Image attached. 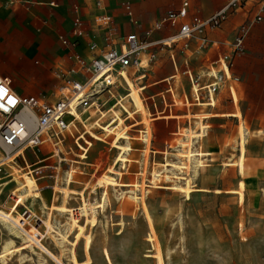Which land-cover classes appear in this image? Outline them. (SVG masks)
<instances>
[{
  "label": "rangeland",
  "instance_id": "obj_1",
  "mask_svg": "<svg viewBox=\"0 0 264 264\" xmlns=\"http://www.w3.org/2000/svg\"><path fill=\"white\" fill-rule=\"evenodd\" d=\"M244 22L214 28L221 55L215 52L211 41H208L206 47L211 60L209 63L200 57L203 54L199 50L194 53L188 51L192 48L193 51L197 50L192 43L193 39L175 49V60L184 59L181 62L183 64L178 65L180 62L175 61L178 73L162 80L175 79L171 84L180 87V95L178 89L171 87L175 103L171 112L168 108L162 112L164 104L160 96L148 98L167 87L166 82H161L147 88L146 84L161 78L162 72L152 74L146 81L142 80L143 102L138 92L134 98L139 108L127 103L123 105L129 108L131 114L136 113L125 122V133L132 147L125 163L122 158L128 137H114L116 130L106 132L104 125L114 113L102 114V129L93 126L90 130L86 122L90 124L99 117L94 110H90L80 117L86 127L80 128L81 134H84L76 142L80 148L69 137L63 143L62 152L75 162L70 163V166L61 165L55 183L52 178L35 179L25 170H17L14 180L0 193V208L9 211L12 202L8 199V193L12 190L17 196L16 181L29 183L38 197H31L25 202L29 209L19 205L16 211L22 215L25 213V228L34 226L39 230V233H33L37 240L35 248L43 254L48 264H61L56 260L69 264L68 252H63L64 255L61 253V247L56 245L52 237L54 233L46 227L53 221L54 227L61 230L63 226L58 224L66 222L67 216L58 213L57 208L63 201L62 192L66 183L63 170L67 168L70 169L68 172H76L68 186L72 198H66V210L78 211L85 200L90 204L95 202L97 210L92 224L78 220L76 234L69 237L72 246L69 255L71 264H264V135L258 133V130L264 132V23L260 20L250 25L244 40V52L239 54L234 50L235 37ZM139 40L146 41L144 45L150 43V37L147 38L145 34ZM159 47L162 48L161 45ZM172 47L174 44H171ZM149 51L140 54L142 61L147 59L146 53L152 54L153 49ZM187 56L190 57L184 62ZM219 58L224 59L232 74V80L226 83ZM165 62L168 73H172L171 59L167 58ZM192 66H199L200 69H192ZM156 67L158 63H155L153 69ZM187 68L191 70L193 78L212 69L218 72L222 81L213 87L218 102H202L207 100L203 98L192 104L199 106H191L186 111L182 105L184 96L194 92L189 76L183 73ZM147 71L146 76L153 73L151 68ZM199 71L202 73L199 74ZM146 76L142 74L140 78ZM207 79L201 78L197 83L203 85ZM212 79H209V83ZM202 92L205 96L206 89ZM120 94L124 93L120 91ZM42 96L43 100L54 101L58 94L53 91ZM165 99L168 104L172 103L169 93H165ZM144 107L153 120L150 126L139 125L136 121H143L146 113ZM241 113L245 116L244 120ZM89 115L91 118L88 121ZM118 127L117 134L122 132L121 122H118ZM184 129L192 133L186 143L187 162L182 165L178 163L180 153L177 141L182 138ZM244 129L251 133L247 144H244ZM203 130L207 131V136L199 139V146L195 144L200 153L198 157L206 162L199 175L194 176L188 156L194 137ZM145 131L147 138L144 137ZM243 148L244 153L241 152ZM52 150L50 145L28 149L25 159L28 164H36L52 154ZM84 150L87 151L85 155ZM74 154H79L81 158ZM56 160L52 157L46 159L45 163L53 164ZM166 162L171 163L168 168L173 171L172 174L162 168ZM16 164L19 167L25 165L22 157L16 160ZM172 164L175 165L174 169ZM6 169L7 172L12 171ZM156 170H162L160 172L163 175L162 180L158 179L154 181L157 184H154L153 174ZM165 173L169 179L164 178ZM44 185H51V188ZM177 185L183 190L180 191ZM116 188L124 192L133 190V197L137 201L126 198L119 201ZM92 189H96L95 192ZM105 191L111 201L106 212L101 207ZM42 203L46 204L47 209H42ZM1 223L0 243L13 238L21 253V256L16 252L9 254L7 263L38 264L37 255L27 249L20 238L12 237L8 228ZM22 255L27 256L23 263Z\"/></svg>",
  "mask_w": 264,
  "mask_h": 264
},
{
  "label": "built area",
  "instance_id": "obj_2",
  "mask_svg": "<svg viewBox=\"0 0 264 264\" xmlns=\"http://www.w3.org/2000/svg\"><path fill=\"white\" fill-rule=\"evenodd\" d=\"M249 1L258 0H223L222 5L209 19L201 20L196 14H193L188 22H181L189 17V1L183 0L176 12H169L161 22L147 30L145 36L150 37L154 30L160 28L163 21H168L170 26H175L180 21L177 34L182 35V40L177 42L182 45L194 38L193 43L196 44L201 54H205L207 52L206 45L208 41H211L209 38L210 31L220 27L231 14L243 8ZM96 5L100 6V1L97 0ZM67 9L73 13V39L61 37V43L66 49L68 60L73 64L69 71L80 73L82 79L73 80L68 74L62 72L60 76L63 82L56 88L58 97L54 101H48L17 94L11 87L10 79L0 76L1 157L9 156L19 149H24V154L19 157L24 160L25 172L35 179L52 178L54 183L57 181L61 165L70 166V163L75 162L68 159L61 148L64 147L63 143L67 137L72 138L76 143L84 135L80 132L81 126L85 128L80 118L81 115H86L90 110H94L100 115L98 117L100 118L102 116L100 110L117 105L116 98L120 96V91L123 93L126 89L125 81L121 79L119 74L120 67H123L130 77L137 78L140 77L139 73L144 69L141 67L142 60L139 56L131 57L134 49L145 43L139 40L135 33H129L118 42H114V33L111 27L112 17L108 13L104 12L96 16V27L95 30H92L81 14L79 3H70L67 5ZM125 10L130 21H132V11L128 4L125 5ZM261 11L262 8L251 21H245L238 28L234 44V50L237 53L242 54L244 52V40L249 33L250 25L261 20ZM95 34L101 35V38L105 40L103 46L96 43ZM86 35L90 36V41L87 44L88 49L93 51L90 58H84L76 50L79 39ZM162 47L166 48V45H162ZM156 57V53L153 52L149 61ZM183 73L189 76L191 83L196 80L192 77L189 68L185 69ZM168 90L171 93L170 87L166 89V92ZM205 96L209 98L208 88H206ZM205 96L202 90L198 93L197 91L193 92L194 102L202 101ZM162 98L164 100V97ZM87 118L89 120L91 116L89 115ZM44 145H50L53 148L52 154L36 164H28L25 160L26 150L39 149ZM74 155L80 156L79 154ZM52 157L57 158L53 164L45 163L46 159ZM6 168L11 170L10 167L3 165L0 161V193L14 180L12 171L7 172ZM69 170V168L63 170L65 181H67ZM44 186L51 188V185ZM8 199L12 202L9 211L13 209L12 213L16 214V210L21 204L18 203L17 196L12 190L8 193Z\"/></svg>",
  "mask_w": 264,
  "mask_h": 264
},
{
  "label": "crops",
  "instance_id": "obj_3",
  "mask_svg": "<svg viewBox=\"0 0 264 264\" xmlns=\"http://www.w3.org/2000/svg\"><path fill=\"white\" fill-rule=\"evenodd\" d=\"M96 1L97 0H0V76L10 79L11 87L17 94L24 97L43 99V94L56 91L57 86L63 82V79L60 76L62 72L68 74L73 80L82 79V75L80 73H73L69 71L73 64L68 60L66 49L61 43V37H67L71 40L73 39V13L67 9V5L70 3L77 2L80 4L81 14L92 30H95L96 27V16L104 12L108 13L112 17L111 27L114 33V42H118L123 36L129 33H135L139 38L143 37L147 30L153 28L156 23L161 22L169 12H176L181 6L183 0H98L100 1V6L96 5ZM188 1L189 17L181 22H188L193 14H196L201 20H207L223 3V0ZM254 2L256 4H254ZM249 3L250 4L247 3L243 8L239 9L241 11L240 13L238 10L237 12L231 14L222 25H238L245 20L251 21L254 16L260 12L261 8V21L264 23V0H261L260 2L249 1ZM126 4L130 6L132 11V21H130V18L128 17L125 10ZM170 25L171 24L168 21H163L160 28L154 30L150 35L149 42L152 43V45L149 50L153 49V52L157 55V57L152 61H149V59L147 61L153 73L144 78L140 77L142 73L147 70V68H144L139 73V78L134 76L130 77L127 73H121L120 77L123 81H125L124 86L126 89H124V95L120 96L121 100H118V104L121 105L122 102L121 106L127 112V114H121L122 109H115L114 107L101 111V114L106 112L114 113V116L108 119L107 126L105 125V129L107 128L106 132L111 130L118 131V122H121L122 124V132H118V134L116 132L114 137L118 136L121 139L122 136L125 135V138L128 137L130 140L128 134L125 133L127 132L126 129H124V127H126L125 122L128 119H132L136 113L134 112L131 114L129 112V108H125L123 105L127 103L134 108H139V105L136 104L137 99L134 98L136 92H138L141 97L140 84L142 83V80L146 81L151 78L152 74L159 71L162 72L161 78L152 82L151 84H146L148 88L150 85L166 82L167 87L165 89L157 93H153L154 95L151 94V96H155L160 93L158 96L161 98L164 97V100L162 98L164 104L162 112L166 111L167 108L169 112H171V107L174 103L172 92H166L168 87H170V89L171 87L178 89V95H180V87L176 86L175 84H171V81H175V79L162 81L172 76V74L178 73V65H182L183 63L181 62L184 60L178 59L176 61L174 58V51L179 45H181L180 43L174 45V47H172L173 49L159 47L162 42L168 43L178 35L174 34L178 32L180 21L177 22L175 26ZM216 37H218L216 32L213 31L209 33V38L212 45L213 42L215 43L213 48L220 56L221 47ZM95 40L99 46H103L105 44V40L102 39L101 35L99 34H95ZM89 41V35L80 38L79 44L76 48V50L84 58H90L93 54V51L88 49L87 44ZM193 42L194 38L192 43ZM218 46L220 47V50ZM194 47H197L196 44H194ZM149 50L147 51L148 53H150ZM188 51L190 53H194L198 51V47L195 51H193V48L192 50L188 49ZM148 53L145 55L147 56ZM189 57L190 56H187L184 62H186V59ZM200 57H202L208 63L211 62L208 49L207 52ZM167 58H170L172 61V73H168L167 71V65L165 62ZM220 60L221 58H219L218 61ZM175 61L180 63L177 65ZM155 63H158V67L153 69ZM195 68L200 69L199 66H192V69ZM208 72L204 73L207 74ZM198 73L200 74L202 72L199 71ZM203 74H201V76ZM203 79H207L203 84V86H206V84L209 83L210 77H205ZM165 93L170 94L172 103L168 104L166 102ZM205 99L207 100L202 102L211 101L209 100L210 97L207 98L205 96ZM132 100H134L133 103ZM141 100L143 102L142 97ZM216 101L211 102L215 104ZM192 104H195V102L193 100V93L191 91L189 96H184L182 105L186 107V111H188L191 106H199ZM140 107H143V105ZM154 107H156L155 104ZM209 107L215 108L216 106ZM144 110L146 113L143 115V121H136L140 123L139 125L150 126V123L153 120L149 117L145 107ZM117 111L120 113L116 114ZM241 114L244 120L245 116L243 113ZM120 115L122 117H120ZM178 132L179 131H177L175 134L177 135ZM84 151L85 155L87 151Z\"/></svg>",
  "mask_w": 264,
  "mask_h": 264
},
{
  "label": "bare ground",
  "instance_id": "obj_4",
  "mask_svg": "<svg viewBox=\"0 0 264 264\" xmlns=\"http://www.w3.org/2000/svg\"><path fill=\"white\" fill-rule=\"evenodd\" d=\"M211 32H213V31H210V33ZM181 36L182 35L178 34L175 38H173L168 43L167 42H162L160 45H161V47H162V45H166V48H171V44L176 45V44H178L177 41L182 40ZM151 45H152V43H148V44L141 45V46L137 47L136 49H134L133 53L131 54V57H133L135 55L140 57V54L142 52L148 51L149 48L151 47ZM214 45H215V43L213 42V46ZM147 56L148 57H147L146 61L143 60L141 62V64H142L141 67L142 68H147V70H148V68H150V66L147 63V61L151 57V55L147 54ZM219 62L221 63V69H222V71H223V73L225 75V78H224L225 83L228 82L229 80L231 81L232 80V74H231V71H230L228 65L225 63L223 58H221V60ZM147 70H145L142 73L143 76H146L145 73H146ZM121 73L122 74H126L127 73L126 70L123 67H120V72H119L120 76H121ZM205 77H210V78L212 77L213 79H212V81L210 83H207L206 86L199 85L197 83L198 80L201 79V78H205ZM195 78H196V80H194L191 83L192 88L195 91H197V92L200 91V90L203 91V89L208 88L209 97H210L209 100H211L212 102H215L216 99L214 97L215 94H214L213 87L218 86L219 82L222 81V79L219 77L218 72L215 69H212L207 74L204 73L202 76L199 75L198 77H195ZM168 91H170V90H168ZM159 94H157L155 96H149L148 98L155 99ZM120 96H121V94H120ZM120 96L116 98V101H117L116 104L117 105L114 108H121L122 109L121 114H122V113H124L126 111L123 109V107L121 105L118 104L119 103L118 100H121ZM144 103H145V101H144ZM174 104L175 103H173L172 106ZM126 114H127V112H126ZM98 116H100V115H98ZM120 117H122V116L120 115ZM102 119H103V117L101 116L100 118L96 119L95 122L93 121L94 123L92 122L90 124H87V122H86V125L89 126L90 130H91V128H90L91 125H92V127L93 126H97L100 129H102V126H101V125H103V124H101ZM124 119H126V118H124ZM112 120H114V119H112ZM196 124L198 125V123H196ZM104 125L107 126V123L104 124ZM191 133H192V131H190L188 129H184L183 134H182L183 135L182 138H179L178 141H177L178 142V147H179L178 150H179V153H180V157H178V163L179 164L184 165V162H187V158L185 156V154L187 153L186 152V149H187L186 148V143L189 142V139L191 137ZM258 133H261V134L264 135V132H262V131H258ZM244 135L246 136L245 139H244V144H247L248 138L251 135V133H250V131L244 129ZM204 136H207V131L206 130H203L196 138L194 137V143H191L192 149L189 151L188 159L190 160V163H192V168H193L192 172H193L194 176H198L199 175L200 169L203 168L204 162H206L205 159L204 160L203 159L200 160V158L198 157L200 155V153H199V149L197 148V146L195 144V143H198V146H199L200 145L199 139L202 140ZM144 137L147 138V132L146 131L144 133ZM131 151H132L131 142L127 138L126 143H125V155L122 158L123 159L122 160L123 163H125L127 161V158H128V156H129ZM241 152H243V153L245 152L244 148L242 149ZM21 154H24V149H19V150L15 151L14 153H12V154H10L9 156H6V157H1V154H0V161L2 162L3 165H7L8 167L11 168L13 176L16 174L17 170H19V171H24L25 170L23 167H19L16 164V158L19 157ZM201 158H203V157H201ZM170 164L168 162H166V165L163 166L162 168H164L166 173L170 172L172 174L173 171H171L168 168L170 166ZM174 167H175V165L172 164V168L173 169H174ZM160 171H162V170H156L155 173L153 174V183L154 184H157L154 181H156V180L158 181V179H159V181L162 180V175L163 174ZM166 173L164 174V178H168L169 179V176ZM67 175H68V178H67V181L65 183V186H63V192H62L63 201L60 204V206L57 208V212L58 213L67 216L66 217V222H64V224H58V222H57L58 225L63 226L64 230L62 231L63 228L61 230L60 229H56V227H54V223H52L53 221L49 222L46 227H47V230L49 232H53L54 233L52 235V237L55 238V243H57L56 245L61 247V249H60V250H62L61 253L63 254V252H65V253L68 252V255H67L68 256V261H69V264H71L72 262H71V259H70L69 255L72 253V246L70 244L69 237H70V235L74 236L76 234V230H77L76 223L78 222V220L81 219V220H83L82 223L85 222L88 225L92 224L94 222V220L96 219L97 210H96V203L95 202L94 203L91 202L92 204H90L87 200H85L81 204V206H80L78 211L72 210V211L68 212L66 210L64 202H65L66 198L70 197V195H71L68 192V186L70 185L71 181H73V179H74V172H68ZM16 187H17V190H18L17 201H18L19 204L25 206V208L27 207L25 205L26 201H28L31 197H33V198L38 197V194L35 193L34 191H32V189L30 188L29 183H27V182L16 181ZM176 187L179 188L180 191L183 190V188H181L178 185ZM92 190H93V192H95L96 189H92ZM115 193H116V198L119 201H122L125 198L126 199H131L132 201L133 200L137 201L135 199V197H133V195H135L133 190H129V192L128 191L124 192V190H119V189L117 190V188H116L115 189ZM102 196L104 198L103 199L104 201L102 200L103 201V204H102L103 206H101V207H102V210L104 212H106V208L110 205L111 201H110V197H109L107 191H105L104 195L102 194ZM71 198L72 197H70V199ZM8 209H11V206ZM27 209H29V208L27 207ZM42 209L43 210L47 209V206H46L45 203L42 205ZM31 212L33 214V211H30V213ZM46 219H47V217H46ZM0 223L3 224L6 228H8V230L10 232V235H12V237L20 238L22 240V243L26 246V248L29 249L32 253H35L37 255L38 264H48L46 259L42 256L43 254L42 253H38L39 251H37V249L35 248L37 240L34 238L33 233L34 232L39 233V230L36 227H34V226H30L29 228H25V224L27 223V219L23 218L22 215L19 213V211H16V214H13L12 211H4L3 209L0 208ZM14 252L20 253V250L16 247V243H15L14 239L13 238H7V239L3 240L2 243H0V260H1L2 264H8L7 260H8L9 254H14ZM20 256H21V253H20ZM60 256H61V254H60ZM63 257H65V256H63ZM26 258H27V256L26 257L23 256L21 258V262L22 261L24 262V260ZM56 261H58L59 263L63 264L62 261H60V260H56Z\"/></svg>",
  "mask_w": 264,
  "mask_h": 264
}]
</instances>
